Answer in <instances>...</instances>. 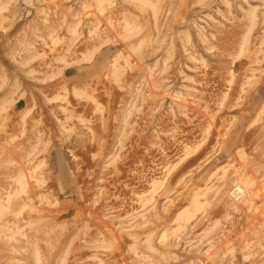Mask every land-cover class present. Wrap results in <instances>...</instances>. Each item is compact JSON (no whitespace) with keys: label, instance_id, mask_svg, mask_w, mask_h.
<instances>
[{"label":"rangeland","instance_id":"rangeland-1","mask_svg":"<svg viewBox=\"0 0 264 264\" xmlns=\"http://www.w3.org/2000/svg\"><path fill=\"white\" fill-rule=\"evenodd\" d=\"M0 88V264H264V0H0Z\"/></svg>","mask_w":264,"mask_h":264},{"label":"crops","instance_id":"crops-1","mask_svg":"<svg viewBox=\"0 0 264 264\" xmlns=\"http://www.w3.org/2000/svg\"><path fill=\"white\" fill-rule=\"evenodd\" d=\"M40 55H42V54H40ZM95 58L96 57H92V59H90L89 61H84V58L79 57L78 60L80 62L78 64H75L74 66L61 67V69H60V77H62L64 74L66 75V73L68 71H70V70H76L77 73L78 72L79 73L76 76H74L73 79L77 80L79 78L80 74L84 75V74H86L88 72V70L90 68H92L91 67L92 64L95 63V61H96ZM68 59L69 58H65V57H61L60 58V60L61 61H65V63L67 62ZM82 71H84V72H82ZM44 85H46V84H44ZM1 91L2 90L0 88V101H2L1 100V94H2ZM28 95H29L28 92L25 91L24 92V96H21L17 100H15V102L13 104V108H14V110H16V113L14 111V115L15 116L13 115V119L14 118H18L19 119L18 120L19 126H15L14 125L12 128L9 126L10 127L9 130H5V132H3V131L0 132V147H1V144H2L3 141L8 142V140H10L11 136H15V135H17L20 132V130H21L20 129V125L22 124L21 117L23 116V112L29 111L27 116L25 117V120H30L32 118L36 119V118L40 117V115H41L40 113L43 114V117H46L45 114H44L45 112L43 111V109H40L38 103L35 102V100H32L31 98H29ZM21 104H24V105H22V107L19 108V105H21ZM56 106H59V105H56Z\"/></svg>","mask_w":264,"mask_h":264},{"label":"bare ground","instance_id":"bare-ground-1","mask_svg":"<svg viewBox=\"0 0 264 264\" xmlns=\"http://www.w3.org/2000/svg\"><path fill=\"white\" fill-rule=\"evenodd\" d=\"M252 14V13H251ZM91 58V57H90ZM115 59V58H114ZM116 62V61H115ZM113 65V64H112ZM24 109V108H23ZM29 110V109H28ZM29 111H25V112H23V114H26V113H28Z\"/></svg>","mask_w":264,"mask_h":264}]
</instances>
